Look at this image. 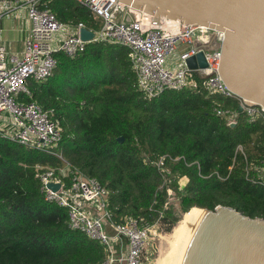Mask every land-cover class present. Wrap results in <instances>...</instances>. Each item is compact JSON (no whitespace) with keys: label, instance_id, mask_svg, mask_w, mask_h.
<instances>
[{"label":"trees","instance_id":"16d2710c","mask_svg":"<svg viewBox=\"0 0 264 264\" xmlns=\"http://www.w3.org/2000/svg\"><path fill=\"white\" fill-rule=\"evenodd\" d=\"M49 7L62 23H94L71 0ZM54 57L51 76L29 79L30 93L20 99L52 110L62 128L58 146L39 150L0 138V264H83L104 256L98 242L68 227L66 208L44 199L40 165L66 161L96 178L116 221L159 220L170 231L181 218L176 214L217 205L264 218V187L253 181V167L264 160V124L239 112L235 125H227L214 107L237 108L234 99L208 94L196 73L192 84L146 98L128 49L116 44L91 42L73 57L60 50ZM172 192L178 208L169 203Z\"/></svg>","mask_w":264,"mask_h":264},{"label":"built area","instance_id":"2783aa9c","mask_svg":"<svg viewBox=\"0 0 264 264\" xmlns=\"http://www.w3.org/2000/svg\"><path fill=\"white\" fill-rule=\"evenodd\" d=\"M54 0H0V17L18 8L26 11L30 22L20 55L8 53L0 43V138L28 148L50 150L58 146L62 128L52 119V110L36 102H25L28 80L41 82L51 76L56 66L55 51L73 57L87 43L103 42L124 46L129 51L131 67L138 89L146 98L165 90H178L192 84L191 75L204 77L210 95L235 100L237 108L215 105V114L233 126L237 114L243 112L249 122L264 124V107L232 93L218 74L220 48L224 32L210 27L187 24L168 18L156 19L142 9L119 0H71L86 8L93 25L82 23L71 34L59 36L66 27L49 7ZM85 27L93 32L90 41L79 36ZM203 52L206 67L190 69L186 60ZM240 108V110H239ZM236 151L243 152L241 145ZM61 158V154H57ZM162 159L158 161L161 165ZM36 176L46 201L66 208L68 227L98 242L104 251L100 261L83 264H158L148 255L147 247L163 231L159 220L142 224V219L125 215L116 221L108 209V190L96 178L83 175L64 161L58 168L37 166ZM254 182L264 187V160L253 167ZM59 184L56 190L49 185ZM170 193V190H168Z\"/></svg>","mask_w":264,"mask_h":264},{"label":"water","instance_id":"95a60500","mask_svg":"<svg viewBox=\"0 0 264 264\" xmlns=\"http://www.w3.org/2000/svg\"><path fill=\"white\" fill-rule=\"evenodd\" d=\"M119 1L156 19L223 31L219 76L232 93L264 107V0ZM93 35L85 27L79 30L84 41ZM186 63L190 69L207 65L203 52L189 57ZM118 140L122 142L123 137ZM49 187L56 190L59 184ZM201 209V222L182 264H264V218L250 217L224 205Z\"/></svg>","mask_w":264,"mask_h":264},{"label":"crops","instance_id":"0c3cea01","mask_svg":"<svg viewBox=\"0 0 264 264\" xmlns=\"http://www.w3.org/2000/svg\"><path fill=\"white\" fill-rule=\"evenodd\" d=\"M1 15L0 43L5 46L8 53L20 55L23 51L24 41L28 36L30 28V22L27 18L26 11L23 8H18L12 12L3 13ZM73 27V25L67 23L61 34L56 35L55 39L59 36L71 34Z\"/></svg>","mask_w":264,"mask_h":264},{"label":"rangeland","instance_id":"374dc122","mask_svg":"<svg viewBox=\"0 0 264 264\" xmlns=\"http://www.w3.org/2000/svg\"><path fill=\"white\" fill-rule=\"evenodd\" d=\"M178 182L180 186H183L186 183V180L185 178H182V179H179ZM169 203L173 207L178 208V202L173 192L170 195ZM194 208H198V207H194ZM194 208H191L190 210ZM176 213H178L177 210H176ZM186 213L182 215L183 217L181 216L180 213L176 214L177 216L181 218H179L180 220L179 219L177 220L173 228L170 231H162L161 236L153 240L147 247L148 255L152 258L157 259L158 264H170L171 258L173 259L175 252H177L178 243L180 241L179 234H180V231L182 228V222L184 220Z\"/></svg>","mask_w":264,"mask_h":264},{"label":"bare ground","instance_id":"6f19581e","mask_svg":"<svg viewBox=\"0 0 264 264\" xmlns=\"http://www.w3.org/2000/svg\"><path fill=\"white\" fill-rule=\"evenodd\" d=\"M203 210L194 208L186 213L182 222V228L179 234L178 250L175 252L173 259L171 258L170 264H182L189 242L193 237L197 226L201 222Z\"/></svg>","mask_w":264,"mask_h":264}]
</instances>
